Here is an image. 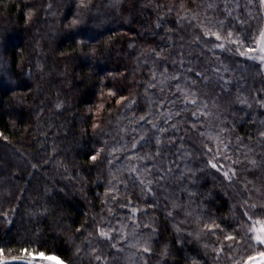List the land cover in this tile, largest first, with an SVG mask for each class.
I'll return each mask as SVG.
<instances>
[{
  "label": "trees",
  "instance_id": "16d2710c",
  "mask_svg": "<svg viewBox=\"0 0 264 264\" xmlns=\"http://www.w3.org/2000/svg\"><path fill=\"white\" fill-rule=\"evenodd\" d=\"M87 2L91 7L82 10L79 26L68 28L67 20L78 12L79 0H0V133H3L0 135V214L10 212L19 202L14 211L15 223L10 229L0 220V247L5 249L0 261L4 257L23 255L19 250L27 247L54 254L65 264H88V257L73 255L74 249L69 245L71 239L76 243L83 240L87 232L77 234L81 225L89 226L93 213H101L103 207L99 197L105 183L103 178L97 179V175L105 177L108 165L104 161L93 166L89 155L94 148L99 149L97 145L102 138H107L109 145L114 141L132 145L133 136H137L135 132H128L127 136L120 132L127 123L122 119L127 110L123 102L118 103V97L137 93L139 109L145 103L142 90L152 62H156L167 64L170 72L178 70L189 76L200 93L206 94L211 114L201 115L199 105L189 108L183 116L187 123L196 124V130L185 132L184 127L178 133L169 130V135L182 136L190 146L192 157L186 163L196 170L195 180L173 177L159 191L161 207L156 210L158 233L152 237L156 253L151 258L152 264H156L165 243L171 249V255L164 258L169 260L168 264L172 261L186 264L187 256L215 264V242L222 239V233L202 237L204 243L211 245L207 249L189 233L200 227L196 223L197 216H212L225 227L234 228L229 209L236 199L237 188L207 169L205 159L226 164L229 155L247 154L241 148L242 143L257 157L264 155V143L256 137L264 121V107L254 101L255 92L264 85L244 71L258 61L238 57L228 49L207 50L202 47L203 40L199 45H188L206 18L201 12L198 19L180 23L176 19L177 5L183 2L194 10L201 0ZM48 3L53 4L51 12L46 10ZM30 8L37 10L31 19L27 15ZM210 18L211 14L207 19L210 21ZM251 23L235 27L244 31L255 27V21ZM170 30L177 34L171 42ZM3 37L9 38L5 44ZM81 38L90 43L81 44ZM147 45L164 48L165 56L161 59L149 55L145 59L142 50ZM178 45H184L185 55L190 57L183 67L173 63L177 59ZM91 48L96 49L95 55L89 54ZM217 59L234 70L230 73L231 88L212 84L205 87L195 74ZM189 67L195 70L190 75ZM108 88L113 92L109 93ZM155 94L175 99L169 90L162 92L157 88ZM241 96L249 103H241L238 99ZM58 101L62 102L60 109L55 108ZM94 123L99 126L93 128ZM206 129L217 133L219 139L206 137ZM237 136L241 138L239 141ZM137 143L144 151L149 150L142 138ZM172 151L174 149H169L170 153ZM116 156L120 158L112 167H119L126 158L120 153ZM221 156L224 159L221 160ZM33 164L38 169L32 168ZM245 176L248 173H241V180ZM257 177L260 179L259 174ZM185 184L191 185L192 192L196 193L194 197L185 191ZM45 185L49 189L47 193ZM128 194H134V201L135 196L143 199L139 187L133 189L129 185ZM170 194L180 204L171 218L164 211L170 206ZM147 203L152 201L148 199ZM40 204L47 205V216L29 212ZM120 213L124 215L123 209ZM174 222L187 228L189 233L178 236L172 226ZM178 240H183V244H178ZM101 246L108 254L107 245ZM124 247L126 250L131 247L129 240L124 241ZM247 247L252 250L249 255L264 251L258 242ZM245 251L233 249V260L226 249L221 254L220 264H237L245 258ZM126 254L125 251L113 264H127Z\"/></svg>",
  "mask_w": 264,
  "mask_h": 264
},
{
  "label": "snow or ice",
  "instance_id": "6c2138e0",
  "mask_svg": "<svg viewBox=\"0 0 264 264\" xmlns=\"http://www.w3.org/2000/svg\"><path fill=\"white\" fill-rule=\"evenodd\" d=\"M45 7L47 12H51L53 4L48 3ZM89 7L91 5L87 0H79V10L73 14L72 18H68L67 27L79 26L81 19L78 17L82 10ZM177 9L176 19L180 23L191 21L194 18L198 19L201 12L206 18L205 22L199 24L198 31L188 41L189 46L192 44L199 45L203 40L202 47L207 50L214 52L220 49H228L238 57H251L252 61H258V63H252V65L244 68V71L249 72L253 79H259L261 85H264V0H243V2L242 0H201V4L194 10L187 8L181 2L177 5ZM171 10L169 9V11ZM36 11L33 8L28 10L29 19L36 14ZM209 14H211L210 21L207 19ZM252 21H255V27H248L244 31L235 27L237 24L241 26L251 25ZM245 32L247 34H244ZM176 35L170 30V42ZM8 40V37L2 38L4 44ZM80 42L84 45L90 43L85 38H81ZM131 46L130 44L129 47ZM142 51L145 59H148L149 55L162 59L166 54L164 48L153 47L152 45H147ZM89 54L95 55L96 49H89ZM175 54L177 59L173 61L174 64L183 67L189 63L190 57L185 55L184 45H178ZM0 62H2V58H0ZM137 64L139 66V59ZM152 64L146 86L142 90L145 103L139 109L137 105L140 96L137 93L127 97L124 95L118 97V103L123 102L127 110L126 116L122 117L127 121L120 128L122 136H127L131 121L133 131L149 145V150L144 151L139 143L130 147L127 143L114 141L109 145L108 151H104L101 146L99 149L94 148L89 155V160L93 166L103 155L104 161L108 165V179L104 180V191L99 197L103 202L101 213L99 215L93 213L91 224L89 226L81 225L77 233L87 232L83 240L76 243L75 251L80 258L87 256L88 264H113V261L119 260L125 251L127 254L124 258L127 264H152L151 258L156 255L152 247V237L158 233L156 210L161 207L158 199L159 191L173 177L178 180L185 178L189 181L195 180L193 173L196 170L186 163L192 157L190 146L184 142L182 136L169 135V130H175L178 133L181 124H183L185 132L196 130V124L182 121L181 118L184 113L180 109L187 111L189 108L199 105L201 115H210L206 94L200 93L195 84L190 81L189 76L183 75L178 70L170 72L167 64L156 62H152ZM194 71L189 67V75ZM232 71L234 70L229 65L217 59V62L209 63L205 69L195 72V74L202 79L205 87L212 84L213 87L222 85L224 88H231L230 73ZM16 86L18 87V85ZM157 88L162 92L164 90L171 91L175 99L166 95L157 96L155 94ZM107 91L112 93L113 89L108 88ZM238 99L241 103H249L246 97L241 96ZM254 101L264 107V87L255 92ZM61 107L62 102L58 101L55 108L60 109ZM176 121H180V123H176ZM141 124H145L146 128L149 129L144 135H141L139 130ZM169 124L171 128L168 127ZM98 126L95 123L92 125L93 128ZM204 135L219 139L218 134L211 129H206ZM256 137L259 142L264 143V121L261 122ZM4 139L7 140V137ZM236 139L239 141L241 138L237 136ZM225 147L227 146L225 145ZM241 148L247 153L246 155H229L227 157L229 162L223 165L219 164L216 159H205L207 169L216 172L229 186L237 188L236 199L233 200L229 209V213L233 217L231 225H234V228L232 226L225 227L224 223H218L212 216L206 218L197 216L196 223L200 227L197 231L190 233L187 228L181 227L180 223L174 222L172 225L178 236L189 233L205 249L211 245L204 243L205 239L202 237H213L218 232L222 233V239L215 242L217 245L214 248L215 264H220L221 254L226 249L227 255L232 256L233 260L235 259L233 249H246L245 258L237 264H264V251L249 255L248 253L252 250L247 247L253 242H258V245L264 248V155L257 157L247 144L242 143ZM137 149L140 151L138 152ZM169 149H174V151L170 153ZM53 151H55L54 147ZM117 153L127 159H124L119 167H112L115 160L120 158L116 156ZM219 158L224 159L222 156ZM32 168L38 169V166L33 164ZM241 173H248V176L241 180ZM257 174H259L260 179H258ZM129 185L133 189L137 187L143 189V199L140 196H135L136 200L134 201V194H128ZM184 189L193 197L196 195L192 192L190 184H185ZM47 192L48 187L45 185V193ZM148 199L152 201L151 204L147 203ZM168 199L170 206L165 207L164 211L171 218L175 216L180 204L171 194ZM18 206L19 202L10 210L12 215L9 211L0 214V220H3L9 229L15 223L14 211ZM121 209H123L124 215H121ZM29 212L32 215L39 213L41 216H47L48 207L46 204H40L35 206L34 210L29 209ZM88 227L91 228V231L88 230ZM145 233L148 235H144ZM125 240H129L131 244L127 250L124 247ZM178 244L182 245L183 240H178ZM101 245H107L108 254H105ZM4 251L5 249L0 247V254ZM19 251L23 255L4 257V264H7L8 261L25 259H31L32 264H36L38 256L46 259L54 257V254L46 253L40 249L30 250L27 247H21ZM170 255L171 249L165 243L159 252L156 264H168L169 260L164 258ZM205 255L207 257L206 253ZM185 262L186 264H208V261H201L193 256L185 257ZM60 264H65V262L60 261ZM172 264H175V261H172Z\"/></svg>",
  "mask_w": 264,
  "mask_h": 264
},
{
  "label": "clouds",
  "instance_id": "9594fccd",
  "mask_svg": "<svg viewBox=\"0 0 264 264\" xmlns=\"http://www.w3.org/2000/svg\"><path fill=\"white\" fill-rule=\"evenodd\" d=\"M177 103H178V101H177ZM180 111L183 112V113H186L185 109H180ZM181 119H182V121L187 122L185 116H182ZM176 123H180V121H176ZM131 125H132V122L130 121L129 122V127H128V132H132L133 131ZM168 127L171 128V125L169 124ZM181 127H183V124H181ZM139 130L141 131V135H144L145 133H147L149 131V129L146 128L144 126V124L140 125V129ZM140 138H141L140 136H133L132 145H129V146L130 147L134 146V144L137 143ZM97 146L98 147L102 146L104 151H108V149H109V141H108V139L107 138H102L101 143H99ZM113 159H115V157H113ZM125 159H127V158H125ZM97 163H101V164L104 163L103 155H101L100 159L96 162V164ZM105 167H106V165H105ZM101 178H103L104 180H107L108 179V174L105 177H100L99 174H98L97 175V179H101ZM48 191H49V189H48ZM124 194L126 195L127 193H124ZM140 194L141 195L143 194V189H140ZM99 214L100 213H97V215H99ZM65 231H68V229H65ZM69 247L74 249L73 255H75L76 254V251H75V249H76V241H75V239H71Z\"/></svg>",
  "mask_w": 264,
  "mask_h": 264
},
{
  "label": "rangeland",
  "instance_id": "374dc122",
  "mask_svg": "<svg viewBox=\"0 0 264 264\" xmlns=\"http://www.w3.org/2000/svg\"><path fill=\"white\" fill-rule=\"evenodd\" d=\"M39 260L37 262H43L44 264H60V259L58 257H53L52 259H46L44 257H37Z\"/></svg>",
  "mask_w": 264,
  "mask_h": 264
},
{
  "label": "water",
  "instance_id": "95a60500",
  "mask_svg": "<svg viewBox=\"0 0 264 264\" xmlns=\"http://www.w3.org/2000/svg\"><path fill=\"white\" fill-rule=\"evenodd\" d=\"M0 264H4V261L1 260ZM7 264H32V261L31 260L8 261ZM36 264H44V263L36 261Z\"/></svg>",
  "mask_w": 264,
  "mask_h": 264
}]
</instances>
